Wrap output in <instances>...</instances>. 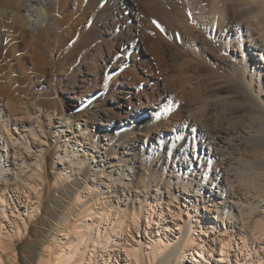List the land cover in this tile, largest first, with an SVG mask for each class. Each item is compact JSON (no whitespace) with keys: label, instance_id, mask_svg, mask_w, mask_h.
Masks as SVG:
<instances>
[{"label":"rangeland","instance_id":"rangeland-1","mask_svg":"<svg viewBox=\"0 0 264 264\" xmlns=\"http://www.w3.org/2000/svg\"><path fill=\"white\" fill-rule=\"evenodd\" d=\"M238 1L229 0L227 2L226 8L229 10H227V15L232 16L231 7L236 3L242 8L247 7L250 11L248 17L245 18L243 37L249 40L247 33L253 32L258 33V36L261 35L264 39V0ZM91 4L100 6L97 16L90 13L76 14L78 9L87 11ZM62 10L64 15L62 25L65 24L63 29L67 27L76 29L73 35L65 37L61 48V51L71 49V52L76 51L73 61L57 63L59 67L56 64V68L53 69L45 66L46 68L44 67L41 73H36L32 69L36 59L29 58L25 65L27 74L20 68L17 75L24 77L27 82V90L25 89L23 94L25 105H22L21 101L14 102L9 110L5 102L0 101V127L4 129L3 132L9 130V133H4L7 139H1L0 136V151L6 160L4 166L9 169L0 178L1 184H8L9 187L22 185L17 175L18 167H14V164H18L26 156L32 162L42 148L49 150L44 190L46 192L50 187V191L41 205L40 217L34 220L39 223V218H44L45 208L50 204V196L54 193L53 187L62 190L79 176L83 177L82 168L80 170L79 166L70 167L66 160L54 159L52 155L53 146L58 144L59 153L65 157L68 156L67 153L73 151L75 144L72 132L77 134L79 131L84 132L83 135L77 137L82 140L83 146L78 145L74 148L78 150L79 159L85 150H89L100 160L99 165L102 158L107 175L98 174L95 178L90 176L82 182L80 187L78 186L79 192L67 205L68 208L60 212L61 221L59 219L55 224L49 225L44 219L42 223H37V226L34 222L30 224L35 234L38 233L33 247H26L25 240L27 239L16 240L14 249L4 250L0 247V260L2 261L0 264H53L52 259L41 261V255L44 253L48 259V256L52 258V255L58 254L59 249L52 248L50 242L56 234L60 233V230L68 229V227L71 229V231L64 232L69 235L68 239H63V242H73L78 232L87 234L77 224L78 214H81V218L90 214L87 212L90 201L86 196L95 200L99 199V204L96 205L99 216L96 219L99 220L98 223H101L99 228L102 234H104L103 227L107 226L109 232H112L113 228L109 216L102 215V205L111 208L114 215L117 205L125 210L124 216L120 215V217L122 216L126 224L122 227L123 229L121 228L122 231L116 230L115 235L112 233L111 236L112 240L118 239L120 243L130 240L129 234L137 240L148 242L145 238V230L148 228V234L157 232L154 225L147 227L148 212L145 210V203L142 204V201L146 199L155 205L157 210L164 209L165 214H168L166 208L179 213L176 216L174 214L165 216V223L170 225H174L173 221L181 225L187 222V209L193 212L195 202L199 204V211L203 214L205 213L204 205L210 207L213 205L212 208L215 211L218 207L219 213H214L221 216V219L223 218L227 231L222 229L221 222L219 230L217 229L213 235L210 232L206 233V228H204L202 236L206 249L215 247L214 240L216 239L227 240L228 237H232L235 240L232 241L233 252L231 254L235 255V243L241 245L239 238L247 232L249 246L253 250L259 240L253 225L255 226L257 221L264 220V157L261 158L264 156V131H262L264 93L260 92L258 81H254L253 89L246 90L237 87L238 79L234 76L233 68L218 64L214 58V55H221L218 49H214L217 46L208 45L210 47L208 49L203 42L198 47L192 32L190 35H187L189 31L185 32L187 34L183 36L185 35L184 28L174 22L169 24V0H65ZM217 11L222 13L221 9ZM228 16L223 18V22H228ZM191 25L194 28L197 27L194 23ZM195 30L196 37L202 34L199 38L201 42L202 38L210 40L206 31L199 27ZM203 44L205 48L201 46ZM173 48L178 58L177 67H173L169 61L170 54L175 53ZM256 52L257 54L253 55L256 61H251L260 66L261 58L258 56L261 51ZM228 53L240 56L236 49H229ZM58 56L59 53L55 55V57ZM182 57L191 59L195 67L193 73H190L193 84L185 85L189 96L184 110L172 112L170 117L168 114L167 121L154 129L150 135H138L136 132L132 134L133 139L121 140L120 136L124 133L115 134V131L122 130L116 124L114 130L111 125H102V123L111 124V122L132 125L138 119H150L156 109H161V112L169 111V94L174 96L172 101L174 107L181 95L180 80L183 79L184 73L179 66ZM261 66L263 67L264 63ZM246 78L250 80L251 74L247 73ZM109 84L113 85L115 91L109 93L104 105L91 109V112L83 113L78 121L73 118L67 121V124L62 123L64 117L74 116L76 105L97 94ZM69 91H75L76 94H71ZM69 96L76 98L70 99ZM164 96L167 97L164 98ZM52 98L56 99V106L46 102L51 101ZM119 104H123L122 109L117 107ZM95 110L97 111L94 117L92 112ZM250 113L253 116L258 114L255 117L258 118L259 123H257L258 120L251 119ZM74 120L75 123H72ZM107 133L110 135L104 136ZM212 137L215 138L216 146L219 139L223 137L226 141L225 147L221 148L217 157L208 159L207 156L205 157L207 160L204 161L200 159L201 153L198 146L202 141L203 144L204 142L207 144ZM137 139L138 141L135 142ZM22 146L30 147L31 155ZM110 147H113V153L107 159L104 153ZM14 150L20 155L16 162ZM204 151L207 153L210 149L205 148ZM199 160H202L204 164L201 169L196 168L199 166ZM31 169L32 167L27 169L26 174H31ZM194 169L196 172L193 171ZM137 171L144 173L146 181L150 182L152 187L147 198H143L147 191L136 189L139 188V176L135 174L133 177V174ZM61 172L66 173L68 178H60ZM121 178L124 184L128 183V189L125 190L123 185L119 188L116 185L117 188L111 189L113 196L106 198V201L108 199L106 202L99 193L104 194L107 189L104 185H98L103 182L109 183L110 180L120 181ZM205 179L207 181L202 182L204 190L199 193L201 196L196 197L194 191L199 190V182ZM179 180L191 181L193 185L188 189L182 188L178 184ZM87 185L91 191H87ZM207 187L211 191L224 195L223 198H226L229 203H225L227 204L225 206L220 199L205 203L211 198ZM45 192L42 193L43 197H45ZM137 194H140V199H137ZM76 195H79L78 198ZM173 195L176 196L177 203L172 201ZM157 199H159V205ZM223 208L232 212L235 218L221 213ZM69 212H72L74 220L70 218ZM134 212L136 215L141 214L140 221L139 217L135 216L136 223L132 218ZM8 213H10L9 210ZM207 215L210 219L212 214ZM176 217H179L181 221L174 220ZM111 219H116V217H111ZM154 219L160 221L158 217ZM92 244L93 242H88L90 250L93 249ZM113 245L119 251L122 249L115 242ZM105 253L101 251L99 255ZM90 254L91 252H88L85 256L87 260L92 258L96 264L105 263L106 256L101 260L99 255L90 257ZM259 254L264 258L262 252ZM239 256L242 258V255ZM252 257L255 262L258 260L257 255L253 254ZM217 258V252H212V261ZM233 261H235L234 258Z\"/></svg>","mask_w":264,"mask_h":264},{"label":"bare ground","instance_id":"bare-ground-1","mask_svg":"<svg viewBox=\"0 0 264 264\" xmlns=\"http://www.w3.org/2000/svg\"><path fill=\"white\" fill-rule=\"evenodd\" d=\"M228 1L169 0V24L174 22V24L180 25L182 28H184V33L189 31L188 34L185 33V35L183 36H186V34L190 35V32H192L194 39L196 38L195 43L198 47L203 42L206 46L204 44L201 46H205L208 49L210 48L208 45L217 46L216 48L214 47V49H218V52L221 53V55H214V58L218 64L224 65L227 68H233L232 70L234 71V76L238 79L236 82L237 87L246 90L253 89V83L257 80L260 92L264 93V66H261L264 63V45H260L261 43H264V39L261 35L258 36V33L255 34L253 32L247 33L250 38L249 40L243 37V26L245 24V18L248 17L250 9H248L246 6V8H242L241 5H238L236 3L231 7L232 16L229 17L227 15L228 9L226 8L228 5ZM235 1L238 0H234V2ZM64 2L65 0H0V101L5 102V106L7 109L11 110L12 104L14 102L21 101V104L25 105V102H23V100L25 99L23 94L27 87V82L25 81L24 77L21 78V76L17 75L18 71H20L21 69H23L24 73L27 74L25 65L28 62L27 60L29 58L36 59L34 63L35 66L34 68H32L36 73L40 72L45 66L53 69L56 68L55 65L57 63L63 64L64 62H71L75 58L76 51L71 52L72 49L69 51H61L62 42L65 40V37L73 35L74 31L76 30L74 28L71 29L70 27H67L65 30L63 29V26L65 25H62L64 23V15L62 10ZM87 9V11L86 9H78L76 10V14L90 13L91 15L93 14V16H97L100 10V6L97 4H91V7ZM218 9H221V14L219 13V11H217ZM226 16H228V22H223V18H226ZM192 23L196 24L197 27L201 28L203 31H206L205 33L208 35V38H210V40H205L202 38L201 42L199 38L202 37V34L200 35V37H196V32H194V30L197 27L194 28V26L191 25ZM190 25L192 26L191 28ZM249 25L253 26L250 23ZM186 28L187 31H185ZM173 45L175 44L173 43ZM229 49H236V52L240 53V56H235L233 55V53H228ZM212 51L216 52L217 50ZM256 51H261V54L258 56L261 58L260 66L251 61H256V59L253 57V55L257 54ZM174 52L175 53L172 52V55L170 54L171 59L169 60L171 61L173 67L178 64L176 50ZM57 53H59V56L55 57ZM183 57L181 58L180 66L178 65L184 73L183 79L180 80L181 95L174 107L172 104L174 96L169 94V111L163 110L161 112V109H156V112L150 119H138L137 121L132 123V125L126 123L121 124V122H111V124L102 123V125H111L112 130H114V125L116 124V126L122 128V130L119 132L115 131V134L122 132L124 134L120 136L121 140H125L126 138L131 139L132 134L136 132L138 135H150V133L154 129L160 127L162 123L167 121L168 114L170 117L172 112L184 110L186 108V103L189 96L186 91L185 85L188 83L193 84V78L191 77L190 73H193L195 67L191 59H183ZM58 64L57 67H59ZM173 70H175V68H173ZM247 73L251 74L250 80L246 78ZM113 91H115V88L112 84H109V86L106 88L103 87V89L99 90L97 94L85 99L81 104L76 105L77 109L74 112V116H70L68 118L64 117L62 123L67 124V121L73 118L78 121L83 113L91 112V109H97L101 107L102 105H104L105 99L108 97L109 93ZM69 93L76 94L75 91H69ZM166 97L167 96H164V98ZM69 98L75 99L76 97L69 96ZM46 102H48V104H51L52 106H56L57 104L55 98H52L51 101L48 100ZM117 107L122 109L123 104H119ZM249 108L251 109V107ZM96 111L97 110L92 112L94 113V117ZM257 112L258 111H256L255 113ZM106 116L109 117V115ZM255 116L256 115L253 116L250 113V117L253 121L258 120V118H256L258 114L256 117ZM261 121L262 120H260V122ZM72 123H75V120ZM257 123H259V120ZM254 124L256 125L255 122ZM262 128L263 130L260 128L259 129L264 131V126ZM3 130L0 127L1 139L5 140L7 138L4 133H9V130H6V132H3ZM72 134L74 139L73 142L75 143L73 146V151L71 153H67L68 156L65 157L59 153V146L58 144H56L53 146L52 155L54 159H59L61 161L66 160L70 167L79 166L80 170L82 168L83 177L79 176L72 183H69L67 181L69 185L62 190H57L55 187H53L54 193L52 196H50V204L45 208L44 218H39V223H42L44 219L47 221V223H49V225L55 224L59 219L61 221L59 214L61 211H64L68 208L67 205L70 204V201L73 200L72 197L77 192H79L78 186L80 187V184L82 182H85V180H87L90 176H93L95 178V176L98 174L107 175L105 170L106 166L103 165L104 161L102 160V158L101 164L99 165L100 160L89 150H85L83 155H81L82 157L79 159L78 150H75L74 148L78 145L83 146L82 140H79L77 137L81 134L83 135L84 132L79 131L77 134L75 132H72ZM107 135L110 134L107 133L104 136ZM33 137H35V135H33ZM214 139L215 138L212 137L211 140L207 141V144L206 142H204L203 144V141L200 145L198 144V150L201 153L200 159L206 161L207 159L205 157L207 156L208 159L215 156L217 157V155L221 152V148L225 147L226 141L223 137L219 139V141L217 142V146ZM108 140L110 139L108 138ZM136 141H138V139L135 140V142ZM23 148H26V150L30 154V147L25 146ZM205 148L210 149V151L205 153ZM14 151V160L16 162L20 155H18V151ZM48 153V149L42 148L39 155H35L34 161L31 162V160H29V157L26 156L25 158L21 159L18 164H14V167H18L17 175L18 177H20L22 185H12V187H9L8 184H1L0 180V247L4 250L14 249L16 247V240L23 241L27 239L25 240L26 247H33L36 243L35 239L37 238L36 235L38 233L35 234L34 230L31 228V225L36 217H40L41 205L43 202H45L44 200L49 195L50 191V187L46 190V192L44 190V184H46L44 181L47 169L46 162L49 158ZM112 153L113 147H110L108 151H105L104 157L109 159ZM3 157L4 156L0 151V178L3 177L6 170H9L4 166L6 160ZM263 157L264 156H261V158ZM202 160L198 161L199 166H196V168L201 169V167L204 165ZM32 165H34V167ZM31 167L32 173L26 174L27 169H30ZM95 169L100 171L97 172V170ZM193 171L196 172L195 169ZM129 172L131 173L132 170L130 169ZM135 174L139 176V188L136 189H142L143 192L147 191L146 194L143 195V198H147V194L152 189L151 185L149 184L150 182L146 181L143 172L137 171L133 174V177L135 176ZM59 177L62 179L68 178L67 174L63 172H61ZM37 178H39L40 180H38ZM205 178L207 179V176ZM206 179L199 182V190L194 191L196 197L201 196L199 193L204 190V184H202V182H206ZM111 183H113V185H111ZM178 184L182 188L186 187V189L191 188L193 185L191 181L184 182L181 180H179ZM101 185H104L107 189L104 194L99 193L100 196L105 199V201L106 198H110L113 196L111 189L113 187L117 188L116 185H118V188L122 187L123 185L125 190L128 189L129 186L128 183L124 184L122 178L120 181L110 180L109 183L103 182L98 186ZM206 189L209 190L208 193H211V198L208 201L204 200L205 203H209L214 200L218 201L219 199L225 206L227 205L225 203H229L226 198H223L224 195H221L219 192L211 191L209 187H207ZM33 190H35V192H33ZM89 190L90 187H88L87 185V191ZM44 192L45 197L42 196V193ZM78 196L79 195H76L77 198ZM86 197L90 201V207L87 209V212H90V214H87L86 216H84V218H81V214H78L77 224L81 228H83L87 234L78 232L75 234L76 239L73 240V242H63V239H68L69 235L68 233L64 232L69 230L71 231V229L68 227V229L60 230V233L56 234L50 242V246L52 248L59 249L58 254L55 256L52 255V258L48 256V259H46V255L43 253L41 255V261H50L52 259L53 264H96L92 258H89L87 260L85 256L88 252H91L90 257H95L102 251L106 252L105 254L99 255V257H101V260H103V258L106 256V261L105 263L102 262V264H264V258L260 257L261 253L259 254V252H262L264 255V242L258 240V242H256V246L252 250L251 246H249V236L247 232L244 233L245 235H242L239 238L241 240L240 242L242 243L241 245H239L237 242L235 243V255L231 254V252H233L232 241L235 240L232 237H228L227 240L216 239L214 240L216 246L210 247L209 250L206 249L204 238L202 236V231L204 228H206V233L210 232V234L213 235L215 234L217 229L219 230L221 222V224L223 225L222 229L227 231V229L225 228L224 220H222L223 218L221 219V216H217V214L214 213L218 212L219 208L216 207L215 211L212 208L213 205H211V207L209 205H204L205 213L203 214L199 211V204L197 202L194 203L193 200H190L192 203H194V211L189 212V209H187V222H184L181 225L177 223V221H173L172 223L174 225H170L165 223V216H170L172 214L176 216L179 215V213H175V211L172 212L169 208L165 207L166 210H168V214H165L164 209L157 210L155 205H153L148 200L146 201L145 199V201H142V204L145 203V210L146 212H148V216L146 217L147 227H151L150 225L152 224L155 226V229H157V232L148 234V228L145 230V238L148 239V242L137 240L133 237V235L127 234L130 240L128 239L125 241V243H120L118 239L112 240L111 236L112 233H114L113 235H115L116 230L122 231V227L126 224L123 221L122 216L120 217V215L124 216L125 210L120 207V205H117L115 207L116 214L114 215L111 208L103 206L104 204L102 205V215H108L110 223L113 224L112 232H109L108 227L106 226L103 227L104 234H102L99 228L101 223H98L99 220L96 219L97 216H99L96 209V205L98 206L99 204V199L95 200L91 199L89 196ZM136 197L137 199H140V194H137ZM172 199V201L177 203L176 196L173 195ZM106 202H108V199ZM157 202L159 205V199H157ZM26 203L27 205H25ZM8 210L10 211V213H8ZM221 213L226 214L228 217L231 216L232 218H235L234 214L226 208H223L221 210ZM133 214V220L135 221V219H137L135 216H137L139 217L140 221L141 214L136 215L135 212ZM207 214H212L210 219L208 218ZM72 215V212H69V216H71L70 218L74 220L75 217H73ZM114 216L116 217V219H111V217L115 218ZM154 217H158L160 221L155 220ZM128 218L131 217L128 216ZM174 220H178V222L181 221L179 217H176V219ZM34 223L35 226L39 224L38 222ZM253 227L258 235L257 238L264 234V220L257 221L255 223V226L253 225ZM80 229L77 230L80 231ZM139 230L140 225L138 226V232ZM88 239L94 244H92V250L89 249L88 242L90 241ZM114 242L118 244V246H121L122 249L120 251L116 248V246L113 245ZM98 248H100V250ZM114 248L116 249L113 250ZM215 251L218 254V258L212 261V252ZM253 254L257 255L258 260L256 262L252 257ZM239 255H242V258ZM233 258L235 261H233ZM79 261L80 263H78ZM1 262L2 261L0 260V263Z\"/></svg>","mask_w":264,"mask_h":264},{"label":"snow or ice","instance_id":"snow-or-ice-1","mask_svg":"<svg viewBox=\"0 0 264 264\" xmlns=\"http://www.w3.org/2000/svg\"><path fill=\"white\" fill-rule=\"evenodd\" d=\"M258 239H259L261 242H264V234H262Z\"/></svg>","mask_w":264,"mask_h":264}]
</instances>
